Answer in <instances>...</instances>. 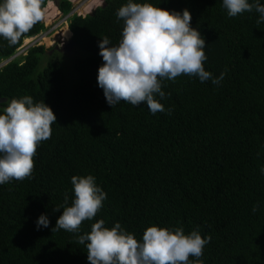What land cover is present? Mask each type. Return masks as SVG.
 <instances>
[{
	"label": "trees",
	"instance_id": "obj_1",
	"mask_svg": "<svg viewBox=\"0 0 264 264\" xmlns=\"http://www.w3.org/2000/svg\"><path fill=\"white\" fill-rule=\"evenodd\" d=\"M53 1L63 15L73 8L70 0ZM133 2L189 10L206 42L205 70L225 72L224 79L163 80L165 98L156 97L163 113L146 104L110 106L97 81L99 44L106 36L118 46L123 21L116 13L127 0H102L68 16L70 41L82 52L72 60L70 83L61 47L53 45H34L0 66V112L31 96L57 118L37 148L31 179L0 184V264H89L87 241L78 237L99 220L108 228L119 223L137 240L153 225L210 236L203 264H264V22L257 24L254 11L229 17L223 0ZM44 30L37 23L16 44L0 37V61ZM87 175L106 193L103 207L78 233L53 232L63 213L54 209L74 199L71 178ZM42 214L49 225L38 229Z\"/></svg>",
	"mask_w": 264,
	"mask_h": 264
},
{
	"label": "clouds",
	"instance_id": "obj_2",
	"mask_svg": "<svg viewBox=\"0 0 264 264\" xmlns=\"http://www.w3.org/2000/svg\"><path fill=\"white\" fill-rule=\"evenodd\" d=\"M43 4L44 0H0V37L16 44L37 23H44ZM223 6L229 17L254 11L259 14L257 24L264 22V4L260 0H223ZM72 14L64 15L63 22ZM116 16L118 21H123L118 46H112L106 36L99 44L104 63L98 69L97 81L110 106L122 101L133 106L146 104L151 113H163L165 107L156 98L157 95L165 98V92L161 90L163 80L186 75L219 85L224 79L225 72L213 77L205 70L206 42L200 32L191 27L189 10L184 9L181 14L151 3L127 0ZM61 23L57 21L44 26L46 29ZM66 25L68 28V23ZM167 111L170 115L172 110ZM56 119L49 106L44 102L34 103L31 96L13 99L0 112V184L31 179L37 148L42 141L51 138V126ZM261 172L264 173V168ZM71 184L74 199L71 206L54 209L62 208L63 213L53 232L63 229L78 233L82 222L93 220L103 207L106 193L96 185L94 176H73ZM68 199L65 194V205ZM256 210L254 206L253 212ZM48 225V217L42 214L37 228ZM86 241L89 264H193L190 257L196 258L194 264H203L200 258L211 237L204 238L198 231L186 235L180 227L169 229L153 225L144 231L142 240H137L119 223L108 228L103 220H99L92 224L89 233L78 237L79 244Z\"/></svg>",
	"mask_w": 264,
	"mask_h": 264
},
{
	"label": "rangeland",
	"instance_id": "obj_3",
	"mask_svg": "<svg viewBox=\"0 0 264 264\" xmlns=\"http://www.w3.org/2000/svg\"><path fill=\"white\" fill-rule=\"evenodd\" d=\"M73 4L72 11L79 12V14H85L88 11L90 12L91 8H94L95 6L99 5L102 0H70ZM45 12V18H44V25H52L55 24L57 21L62 22L60 25L56 26L55 29H53L51 32L46 34V36L54 35V39H52L53 43L51 45L55 46L56 48H60V58L62 59V62L64 64L65 68V79L68 83L74 78L75 74L72 69V60L75 56H78L82 54V52L72 44L70 41V34H68L65 31V27H67L66 22H63V14L58 11V8L56 7L54 1L45 5L43 8ZM49 37H46V41ZM52 37V36H51ZM49 47V46H48ZM1 62V61H0ZM45 62L42 60L40 61L38 68L36 69V72H39ZM3 65V64H2Z\"/></svg>",
	"mask_w": 264,
	"mask_h": 264
},
{
	"label": "built area",
	"instance_id": "obj_4",
	"mask_svg": "<svg viewBox=\"0 0 264 264\" xmlns=\"http://www.w3.org/2000/svg\"><path fill=\"white\" fill-rule=\"evenodd\" d=\"M62 21H65V17L62 19ZM58 24L54 25V26H50L47 27L44 31H41L38 35L35 36H31L28 38H25L22 42V44L17 48L16 53L14 54V56L20 55V54H25L26 51L34 46V45H39V44H44L45 46L51 45L53 43L52 39H54V35H50L46 36V34H48L49 32H51L53 29H55V27ZM52 36V37H51ZM46 37H49L48 40L46 41ZM7 60L5 61H1L0 62V66L2 64H5Z\"/></svg>",
	"mask_w": 264,
	"mask_h": 264
},
{
	"label": "bare ground",
	"instance_id": "obj_5",
	"mask_svg": "<svg viewBox=\"0 0 264 264\" xmlns=\"http://www.w3.org/2000/svg\"><path fill=\"white\" fill-rule=\"evenodd\" d=\"M51 2H53V0H52V1H51V0L49 1V0H48L46 3L49 4V3H51ZM45 5H46V4H45ZM44 7H45V6H44ZM58 11H59V10H58ZM65 31H66L68 34H70V30H69L67 27H65Z\"/></svg>",
	"mask_w": 264,
	"mask_h": 264
},
{
	"label": "water",
	"instance_id": "obj_6",
	"mask_svg": "<svg viewBox=\"0 0 264 264\" xmlns=\"http://www.w3.org/2000/svg\"><path fill=\"white\" fill-rule=\"evenodd\" d=\"M92 10H93V9H92ZM92 10H91V11H92ZM68 14H72V10H71Z\"/></svg>",
	"mask_w": 264,
	"mask_h": 264
},
{
	"label": "crops",
	"instance_id": "obj_7",
	"mask_svg": "<svg viewBox=\"0 0 264 264\" xmlns=\"http://www.w3.org/2000/svg\"><path fill=\"white\" fill-rule=\"evenodd\" d=\"M50 1V0H49ZM52 1V0H51Z\"/></svg>",
	"mask_w": 264,
	"mask_h": 264
}]
</instances>
